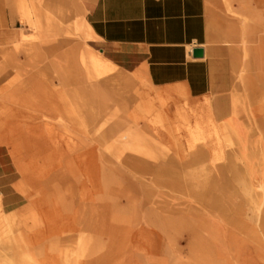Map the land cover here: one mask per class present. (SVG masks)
<instances>
[{"label":"rangeland","instance_id":"374dc122","mask_svg":"<svg viewBox=\"0 0 264 264\" xmlns=\"http://www.w3.org/2000/svg\"><path fill=\"white\" fill-rule=\"evenodd\" d=\"M79 2L1 4L0 156L27 203L0 204V264H264V0H208L242 138L232 111L171 110L118 56L128 86L94 73L109 56Z\"/></svg>","mask_w":264,"mask_h":264},{"label":"crops","instance_id":"0c3cea01","mask_svg":"<svg viewBox=\"0 0 264 264\" xmlns=\"http://www.w3.org/2000/svg\"><path fill=\"white\" fill-rule=\"evenodd\" d=\"M1 4L0 14H7ZM79 10L108 60L115 64L120 57L118 66L171 100L169 109L185 102L194 111H232L227 123L242 138L239 112L245 102L230 79L226 48L209 42L208 0H80ZM194 48H202L203 56L194 57ZM9 159L0 156V204L8 212L27 203Z\"/></svg>","mask_w":264,"mask_h":264},{"label":"bare ground","instance_id":"6f19581e","mask_svg":"<svg viewBox=\"0 0 264 264\" xmlns=\"http://www.w3.org/2000/svg\"><path fill=\"white\" fill-rule=\"evenodd\" d=\"M259 3H262L263 0H256ZM78 26L83 32L85 37H93V34L91 32L90 26L84 19L83 15L80 16V20L78 22ZM87 63L88 67L97 75H102V74H111L114 77H119V78H125V86H128L131 82V78L125 77L123 72L116 67L114 63L109 61L108 59H105L101 54H90L87 57Z\"/></svg>","mask_w":264,"mask_h":264},{"label":"water","instance_id":"95a60500","mask_svg":"<svg viewBox=\"0 0 264 264\" xmlns=\"http://www.w3.org/2000/svg\"><path fill=\"white\" fill-rule=\"evenodd\" d=\"M194 57H202L203 56V49L202 48H194L193 51Z\"/></svg>","mask_w":264,"mask_h":264}]
</instances>
